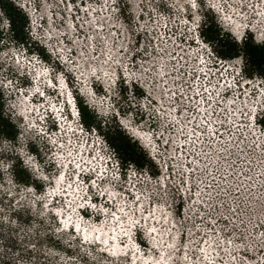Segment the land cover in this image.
<instances>
[{"label": "rangeland", "instance_id": "rangeland-1", "mask_svg": "<svg viewBox=\"0 0 264 264\" xmlns=\"http://www.w3.org/2000/svg\"><path fill=\"white\" fill-rule=\"evenodd\" d=\"M97 1L100 4L93 15L89 14V17L86 12L80 14L82 17L80 24L84 25L81 31L85 34L82 37H91V39L85 40L81 37L75 42V50L77 53L81 52L82 54L79 56L77 71L76 69L75 71L78 73L79 70L92 74L97 72L98 74V71L101 70L100 74L105 75V78L100 74L94 75L97 78L93 83L95 91L106 89L107 92L111 93L112 97H117L120 81H117L111 88L109 87V82L117 76V72L120 74V67L123 68L127 64L130 54L133 52L132 49L135 47L136 36L130 35V31H136L134 23L138 18L137 12L140 11L139 0H126L123 5V7H127L128 4L132 5L128 12L129 17H134L131 25H129L128 19L122 14L123 7L120 11L113 12L106 7L105 0ZM162 1L165 3V0ZM236 1L234 0V3ZM18 2V0H0V17L3 18V25L0 26L3 42L0 43V48L4 49V52L0 54V60L7 63L8 70L12 72V75L17 74L20 66H18L19 63H15L14 52L17 49H22V52L25 51V46L30 51L37 48L46 49L43 45L37 43L38 41H34V37L38 36L33 33V16L28 14L29 8H22ZM33 2L37 3L38 14L45 18L43 20L44 26H48L47 30H49V33H46L47 30L42 29V33L45 36L52 37L51 40L54 41L59 39L61 34L66 33L67 39H71L68 18L60 15V12L66 14L68 8L62 0H33ZM166 2L169 10L172 11L170 17L171 25H176L182 17L183 7L187 8V4L184 0H179L178 3L177 0H166ZM241 2L244 5L245 20L256 25L258 27L257 31L261 32L259 36L255 34L256 42L264 43V40H262V36L264 37L263 31L259 30L264 27V23H262L264 16H258V13H264V4H256L259 7L254 12L253 7L250 5V0H241ZM156 3L158 4L159 1L156 0ZM151 5L156 6L150 0L147 7H151ZM9 10L19 18L18 25L22 29L18 35L14 34L15 31L11 26ZM230 10L235 11L227 8L226 13H230ZM200 13L206 19L205 10L202 11L201 9ZM213 14L217 17L214 12ZM52 16H57L60 20L53 21ZM142 16L145 17V20L148 19L146 15ZM220 22L217 17L218 26L224 32L228 31L222 26L223 23ZM152 25L153 27L155 25L158 26L154 20H151L147 26L151 27ZM225 25L227 26L228 24L226 23ZM179 30L182 31L183 28L181 27L180 29L179 26ZM121 33H123V36H121ZM43 34L40 36H43ZM150 35L152 36V34ZM156 36L154 35L155 43L161 47H159L157 53L147 57L145 68L148 71L140 67V72L146 76V82L149 81L151 85L148 89L150 94L147 93L159 100V103L155 101V104L161 108L162 111L160 113H163V115L161 117L157 115L156 118L149 115L147 120L139 124V126L142 130L143 128H152L155 125L158 130L160 124L171 119L168 123H170L172 134L166 132L161 136V141L166 143L164 148L165 156L171 164L170 178L166 183L168 188L164 192L160 191L162 166L152 158L148 148L142 146L127 131L126 135L138 145L140 155L143 154L144 159L151 161L143 169L136 164L139 171L143 173L142 179L137 181V187L143 193L151 194L153 197L152 202L157 204L156 207L167 211V214L171 217V222L173 221L169 227L168 234L172 233L170 234L171 239L173 241L175 239L177 243L174 245L175 249L171 255V261L173 264H264V255H262L264 253V185L258 190L251 187L252 185L250 184L252 182L244 183L240 181L241 174L238 173L235 166H230L231 158L243 153V150L239 151L240 147H233L234 149L230 147L231 153L229 151L220 152L212 145L210 146L208 143L209 139L206 136L203 139L202 137H192V143H186L180 147L181 124L178 122L179 120L175 119L173 114V103L175 101L170 97L173 87L187 82L186 61L188 62L190 59L188 56H184L187 50L181 51L182 46H178L175 38L165 41L164 38L157 39ZM72 38H74V35ZM21 39L27 41V43H20ZM5 46L7 47L5 48ZM86 47L87 50L85 51ZM47 54L49 59L46 60L52 62V55L48 51ZM172 55H175V60L172 59ZM253 68V78L262 77L264 80V76L260 75V70H264V67L258 68L253 65ZM244 74L247 75L245 72ZM66 76L68 80H71L75 92L77 89L82 91V82L80 84L76 83V76L71 75L69 77L67 73ZM89 85L85 84L86 89H91V87H88ZM169 88L171 90L165 91ZM143 90L146 92L145 89ZM7 93L8 91L5 89V116H11L16 139L4 140L3 145L0 146V224L3 225L2 229H0L2 231V235H0V264H145L142 261L138 262V260L133 263L129 259L130 255H125L123 252L113 255L109 251L111 250L110 248L109 250L106 249L107 245H101L102 243H98L95 240L85 241L83 236L76 239L74 237L76 232L74 231L70 233L61 231L63 225L58 224L57 217L46 206L47 194H49L47 191L49 188H53L51 180L58 174L59 169L51 163V171L46 166L45 168L48 171L39 169L38 173H36L32 165L24 163L22 148L26 151L28 148L30 153L26 152V154L29 156V154L34 153L38 161L52 162L50 158L48 159L50 147L46 143L45 145L43 144L42 138L29 141L26 144V138L27 136L29 137V133L22 124L23 119L20 117L19 109H14L11 105L15 103L16 98L19 96H14L15 99H12L13 96ZM176 99L178 100L176 103L184 108L183 99L179 97ZM141 101H145L148 104L147 100L137 97L133 101L132 107L136 111L148 114V108H141V105H143ZM105 104L111 106L113 99L106 100ZM127 107L128 105L121 103L117 111ZM149 112L155 114L156 110H150ZM149 118L155 120H149ZM130 119L133 124H137L135 111ZM125 123L131 127L129 121ZM136 130L141 134H145L137 128ZM136 134L138 135V133ZM194 134L197 135L196 132ZM182 142L184 141L182 140ZM25 144L27 147H25ZM103 145L106 154L116 157L115 160H120L123 165L125 164L124 159H121V152L118 153L110 142L105 141ZM34 148L36 151L33 150ZM34 156H32L33 159L37 160ZM130 164L128 162V168L131 166ZM124 170L123 172L126 173V170ZM148 172L154 173L155 178L150 179ZM42 174L43 176H48V179L42 178ZM123 177L125 179L119 178L117 181L112 180V178L107 179L105 181L106 187L103 191L107 198L112 199L114 196L117 199V203H120L119 208H117V203L114 200L108 202L105 197L102 199L97 198V202L100 200L107 202L108 210L123 208L128 211V205H131V198L127 199L121 193V188L125 186L128 180L124 174ZM191 183L197 187L196 191L192 190L182 194L181 189H183L185 184L189 185ZM70 184L73 187L77 186V183L72 181ZM237 186H239V193L235 191ZM121 196H123V199H121ZM64 197L71 205L73 204L70 196L65 195ZM77 197L80 203H83L86 207L87 204L83 201L81 195H77ZM62 203V200L54 202L50 205V208H54L55 205L61 206ZM149 204L150 201H144L145 208ZM131 206L135 207V205ZM88 212V214L92 213L90 210ZM118 212L117 214L123 220L122 213ZM108 213L111 212L109 211ZM96 214L98 215L99 213ZM105 219H108V217L106 216ZM83 221L94 227L99 226V223L111 225L106 220L94 223H90L85 219ZM145 225L148 228L147 223ZM185 233L188 235L186 241L184 240ZM147 240L143 234V238L140 241L147 248L145 253L148 256L158 254L156 250L153 253V250L150 251ZM182 243L183 247L180 248ZM124 244L123 246H125ZM21 256H23V259H20ZM252 257H255V259H252Z\"/></svg>", "mask_w": 264, "mask_h": 264}, {"label": "built area", "instance_id": "built-area-1", "mask_svg": "<svg viewBox=\"0 0 264 264\" xmlns=\"http://www.w3.org/2000/svg\"><path fill=\"white\" fill-rule=\"evenodd\" d=\"M62 1L68 8L66 14L60 12V15L68 18L71 39H66V33H63L59 39L55 40V43L58 44L57 49L67 53L70 62H72L75 68H77V61L82 54L81 52L77 53L74 47L75 43H70V41L76 42L85 35L81 31L84 25L80 24L82 18L80 14L86 12L88 15H93L100 3L97 0H76L75 2H73V0ZM158 1V4H164L162 0ZM225 1L226 5L233 7L235 3H239L238 6L241 7V0H237L235 3L234 0ZM197 2H199V0H197ZM250 2V5L253 7L254 4H260L261 0H250ZM213 3L214 0H209V6H212ZM186 9V7H183L182 17L176 25H171L170 17L172 11H170L169 8L162 11L160 7L151 5V7L146 8V12L138 11V20L136 19L134 25L136 27V32L145 37L141 51H143L144 48H147V56L138 57L137 53L133 51L130 54L127 64L123 66V68L120 67V74L123 72V76L129 80L138 79L140 86L148 92L151 85L149 81L146 82V76L140 72V68L138 69L137 65H141L143 70L146 69L145 65H147V57L157 53L159 47H161L157 43H155V46L149 43L150 40L154 39V35H157V39L164 38L165 41L175 38V41L178 42V46H182L184 50H187V53L184 54V56H188L190 59L188 62L185 60L187 63V82L177 85V87H173V92L178 93V95L173 96L171 94L170 97L175 101V103H173V114L175 119L179 120L178 122L181 124L180 130L182 134L179 135L180 147L186 143H192V137H202L203 139L204 136L209 139L208 143L210 146L212 145L220 152L229 151V153H231L229 150L230 147L234 149L237 148V145L239 144V151L243 150V153L231 158V162H233L231 167L235 166V169L241 174L240 181H243L244 183L250 181L252 182L250 184L252 185L251 187L259 190L264 185V151L260 148L251 151V145L252 141L255 140L256 143H259L264 147V137H260V131L264 129L249 127V116L252 117L251 124L253 126L257 123L256 117L259 116L261 119H264V115H262V112H264V87L261 86L264 85V80L262 77L249 79V77L244 74L243 69L237 74L228 61H225L220 65H217L214 59L207 60V64L200 63L197 59L198 50L195 47H189L188 45L183 44L182 38L189 27V24L187 23L188 12ZM223 9L224 8L221 7L222 14L226 11ZM142 15H146L148 19L141 20ZM52 17L53 21L60 20L57 16ZM151 20H154L158 26L155 25L153 27L152 25L151 27H148L147 25ZM141 24L143 27H139ZM179 26L180 29L181 27L183 28L182 31L179 30ZM223 26L226 28V25ZM43 27L45 30L48 28V26H44V24ZM46 33H49V30H47ZM150 34H152V36ZM73 35L74 38H72ZM43 36L45 35L43 34ZM188 39L189 41L191 40V34H188ZM49 44H51V42H49ZM51 51L56 53V50L53 48ZM15 55L16 57L19 56L17 52H15ZM134 59L136 60L135 64L133 63ZM50 67L52 66L50 65ZM241 76H243L244 79L238 85L237 82L240 81ZM189 85H191V87H189ZM205 89H207V91H205ZM168 90H171V88L167 89V91ZM148 93L150 94V92ZM198 93L199 95H197ZM180 95H183L184 97V108L176 103L178 102L176 98ZM152 98L154 102L156 101L159 103V100H157L155 96ZM141 102V104L147 105L145 101ZM198 105L200 110L197 109ZM156 107L155 114H153V112L150 113V110L148 109L147 116L150 115V117L156 118L158 115L157 113L162 111L157 105ZM182 108L184 109V116L180 114ZM256 111H258V115L255 114ZM208 113H211V116H208ZM159 117H161V115H159ZM153 118H149V120H155ZM205 119L210 121V126L204 123ZM169 120L171 119H168V121ZM189 120L191 123H188ZM168 121H164L160 124L158 130L155 125H153L152 128H143L142 130L140 127H137V129L152 138L153 143L150 144L149 152L152 158L162 166L160 183H163L164 185H166L167 180L170 178L171 164L165 156L166 152L164 148L166 143H161V136L166 132L172 134L170 123H168ZM84 131L88 132L86 127ZM195 132L197 135L194 134ZM216 132L219 134L213 135V133ZM257 137L260 138L257 139ZM181 139L184 142H182ZM104 142L103 138L97 141L99 144L97 153L100 157H105L104 160H101L103 171L109 179L112 178V180L117 181L119 178L125 179L123 177V174L125 175L123 169L126 170L128 180L126 181L124 188L127 190L124 191L122 195L127 197V199L131 198L128 195V192L142 193L137 187V181H140L143 177V173L139 171L138 166L135 163H131L129 168H125L122 161L115 160L116 157H111L110 154L108 155L105 153L103 149ZM163 173L165 174L163 175ZM148 177L153 179L155 178V174L148 172ZM196 188L197 187L192 185V183L189 185L187 184L181 189L182 194L192 190L196 191ZM50 191L51 189L49 188L47 192L50 193ZM89 197L90 198L84 199L86 204L95 205L92 195ZM91 215L93 216L91 217ZM94 216L95 213L93 211L91 214H88V217L92 219Z\"/></svg>", "mask_w": 264, "mask_h": 264}, {"label": "snow or ice", "instance_id": "snow-or-ice-1", "mask_svg": "<svg viewBox=\"0 0 264 264\" xmlns=\"http://www.w3.org/2000/svg\"><path fill=\"white\" fill-rule=\"evenodd\" d=\"M75 2V0H73ZM150 0H139V9L141 12H145L147 5L149 4ZM179 0H177V3ZM184 2L187 4L186 11L188 12L187 17V23L189 24V27L187 28L186 33L184 34L182 40L184 45H188L189 47H195L198 50V56L197 59L200 63L207 64V60L214 59L215 63L217 65H220L224 63L225 61L230 62V66L234 69V71L239 74L240 70L243 69L245 73H247L249 79L253 78L254 68L253 65L256 63V58L259 55L260 57L264 58V43H257L255 33L251 31L249 28L248 34L243 39L240 35V29L248 27L247 25H235L233 29H230L226 32H224L217 24V17L213 14V11L216 9V5L213 4L211 10H209V0H184ZM126 3V0H105V5L108 7L111 11L116 12L120 11L123 7V5ZM151 3L155 4L157 7H160L163 10L168 9L167 2L165 0V3L160 5L156 3V0H151ZM261 3H264V0H261ZM197 7H200L202 10H205V16L206 19L201 24L197 21V17L195 14V10ZM259 7V5L253 6V11L255 12L256 8ZM132 8L131 4H128L127 7H123L122 14L128 19L129 25L132 24V21L134 17H129L128 12ZM246 10V9H245ZM243 15V13H241ZM258 16H264V13H258ZM145 17L141 16V20H143ZM155 22V21H154ZM264 23V21H262ZM3 25V18L0 17V26ZM79 27V26H77ZM139 27H143V25H139ZM223 32V35H222ZM188 34H191V40L188 39ZM130 35L136 36L135 40V47L132 49V51L137 53V56H147V48H144L143 51H141V48L143 46L144 41V35L138 34L135 30L130 31ZM121 36H123V33H121ZM85 40L91 39V37H82ZM67 39V37H66ZM3 42V35L0 33V43ZM20 43H27V41L21 39ZM37 43H40L38 41ZM70 43H75V41H70ZM149 43L153 46H155V40H150ZM7 46H5L6 48ZM19 47V45H18ZM87 50V47L85 48V51ZM183 47H181V51H183ZM36 51H39L40 55L43 56L45 59H49V56L47 54L46 49L37 48L33 49L30 54H35ZM4 52L3 48H0V54ZM203 57V58H201ZM175 55H172V59L175 60ZM183 59V57H181ZM15 62L19 63V56L15 58ZM29 63H32L30 60ZM133 63H136V60H133ZM138 69L142 67L141 65H137ZM145 71H148V69H144ZM259 70V69H255ZM55 76L54 79L59 84V78L61 74L67 73L69 77H71L72 73L61 64H57L56 68L54 69ZM12 75V72L8 70V65L5 61L0 60V146L3 145L4 140H15L16 139V133L14 130V125L11 122V116H5V88H8V91H15L20 92L21 88L17 86L16 83H14L15 77L13 79H8V76ZM18 75V73H17ZM131 75V74H130ZM260 75L264 76V70H260ZM120 84H119V91L117 93V97H112L111 93L107 92L106 89H99L95 93V95L99 96L101 92L104 93L103 99L106 101L108 99H113V104L111 106H108L107 104L104 105H97L93 106L90 101L89 97L86 96L80 89L76 90V100L78 101V111L76 112H70L69 116L72 119H76L79 117V119L76 121V129H79L80 132H83L85 130V127L87 128V131L90 135V137H95L96 139H89L87 142V147L92 148V152L88 153L91 157V159H85L86 153L81 152L80 148L84 147V145H80L79 147H76L75 150V156H73V148L66 147V145H70L71 141H65L58 143V147L61 149H64L67 153L68 157H71L72 159L69 160V163H72L76 160V157H79V161L75 162L74 167L77 169V172L75 176L73 177V183H77L76 177L80 175V173L84 172L85 169L82 167V164H87L92 170H95V165L92 164V160H97V163L99 160H104L105 157H99L97 158L95 155V147L97 145V141L103 138L106 142H111L113 144H116L117 142H121L125 144L126 146H130L131 148L135 149L138 147V145L133 144L132 140L129 136L126 135L127 127L124 123L125 120L129 121L131 123V117L133 112L135 111V115L137 117V125L144 123L147 120V114L142 111H136L133 107V101L136 100L137 97H141L144 100L148 101L147 105H141V108H148L149 110L154 111L156 109V104L153 101V98L145 92L139 83L138 79H132L129 80L128 78L123 76V72H121L120 75ZM244 77L241 76L240 81H238V85L243 81ZM195 82V81H193ZM30 83V82H29ZM69 83H71V80H69ZM113 82L110 80L109 87H112ZM264 87V85H261ZM191 87V85H189ZM38 91V90H37ZM115 91V89H114ZM167 91V90H165ZM207 91V89H205ZM173 96H177L178 93L172 92ZM39 95H43V93H39ZM71 95V93H69ZM199 95V93L197 94ZM255 95V94H254ZM180 99H183V95L179 96ZM12 99H15L13 96ZM126 104L128 105L127 108H121L119 111H117V108L120 107V104ZM68 104L71 105V100L68 101ZM211 106V105H209ZM53 107L54 106H51ZM197 109L200 110L199 105L197 106ZM54 111L58 113L60 110L58 108H55ZM158 115H163V113H157ZM180 114H184V109L180 110ZM262 115H264V112H262ZM208 116H211V113H208ZM123 117V120L121 119ZM43 119V117H41ZM67 119V117H66ZM252 117L249 116V127H256L260 129H264V119H261V117H256V125L253 126L251 124ZM188 123H191L189 120ZM204 123L206 125L210 126V121L208 119L204 120ZM54 127L57 128L58 131H60L59 124L56 123V120H53ZM76 129H73L69 127L67 131H71L73 135H77ZM66 134V132H65ZM219 134L218 132L213 133V135ZM52 133H47L48 137H51ZM260 137H264V130L260 131ZM260 137H257L259 139ZM80 137L77 135V139ZM52 143H56L55 141H51ZM161 143H164V141H161ZM239 147V144L237 145ZM260 148L262 151H264V147H262L261 144L256 143V141H252L251 145V151H255V149ZM36 151V149H33ZM110 158V157H109ZM125 164L124 167H128V157H125ZM138 166L143 169L147 164L151 163V161H148L144 159L143 154H141V157L136 160ZM230 166H231V162ZM106 173L104 171H101L99 173V176L101 178H104ZM239 175V174H237ZM125 177L127 179V173H125ZM23 178V177H21ZM63 179V176L60 177ZM226 179V177H225ZM91 183L93 187H96V181L91 180ZM159 183V181H158ZM186 186V184H185ZM71 187V185H69ZM134 187V185H133ZM168 188V185H164L163 183H160V191L164 192L165 189ZM127 189L122 187L121 193L126 191ZM179 190V189H177ZM236 193H239V186L236 188ZM110 195H112L110 193ZM128 195L131 197V205H135L133 208L131 205L128 207V211H124L123 208L117 209L120 213H122L123 220L121 219L120 215H117L116 211H113L111 213V217L118 222L117 226L120 228L122 232L127 235L128 231H131L132 229H137L139 232V238L142 240L143 238V227L145 223H148L149 217H152L153 219H156L154 209L156 208V204L154 202L150 203L147 208H145L144 201H153V197L151 194L148 193H133L128 192ZM121 199H123V196H121ZM91 207H95V205H91ZM107 211V209H105ZM181 213H182V206H181ZM143 221V223H142ZM165 222H167V217H165ZM126 224V228H125ZM65 228H68L69 225L65 222L63 225ZM3 225L0 224V229H2ZM81 229L79 226L74 227V232L78 233ZM93 231H99L94 229ZM115 231V229H113ZM150 233H157L156 227H150L149 228ZM0 235H2V231H0ZM113 240H115V236L112 237ZM188 239L187 233L184 234V240L186 241ZM85 241H88V237H84ZM94 240L99 241L100 236L96 235L94 236ZM34 247V245H33ZM183 247V243L181 244L180 248ZM179 250V249H177ZM115 255V253H113ZM125 255H127L125 253ZM264 255V253H262ZM20 259H23V256L20 257ZM252 259H255V257H252Z\"/></svg>", "mask_w": 264, "mask_h": 264}, {"label": "bare ground", "instance_id": "bare-ground-1", "mask_svg": "<svg viewBox=\"0 0 264 264\" xmlns=\"http://www.w3.org/2000/svg\"><path fill=\"white\" fill-rule=\"evenodd\" d=\"M213 4H215L216 7H219L220 9H221V7H223L225 10L227 8L235 10L234 12L230 10V13H226V11H225V13L223 12L221 19H223L225 24L226 23L228 24L227 27H230L233 29L235 27V25H245L246 24L247 21L245 20V17H244V16H246V14L243 13L244 5L242 4V2L240 3L242 5L241 7L238 6L239 3L238 4L235 3V5L233 7L230 5H226L225 0H214ZM220 13H221V10H220ZM241 13H243V15H241ZM259 30L263 31L262 34H264V27L260 28ZM242 32H243V28L240 29V35L242 34ZM21 60H23V57L20 56L19 57V65L21 64ZM65 60H67V58H65ZM67 62L70 64V66H72L73 70L76 69L75 66L72 64V62L70 63L68 60H67ZM73 63H74V61H73ZM40 71H41V69H40ZM100 71H98V74H97V72H95V74L99 75L101 73ZM95 74H92L89 72H84V71L81 72L79 70H78V73L76 72V75H78V78L80 77V83L82 82L81 87H82L83 92L86 90H87V92L92 91L91 89H86L87 87L83 84L85 82V84L89 85L90 82H88V81L90 79H92ZM101 76H104V78H105V75H101ZM63 86L64 85H62V87ZM88 87H90V86H88ZM63 89H64V87H63ZM28 99H29V97L19 96L18 98H16L15 103L14 104L12 103L11 105L14 107V109H19L20 114L21 113L27 114L30 112V111H28V108L30 106L26 102V100H28ZM75 110H76V107H75ZM135 133H138V135L142 139L146 140L147 144L150 142H151L150 144L153 143V141L150 138L146 137L147 135L139 133L136 129H135ZM149 140H151V141H149ZM63 167L61 166V168H63ZM64 174L66 175L67 173H62L60 175L57 174V175H55V179L51 180L52 185H54V186L56 185L55 196L57 195V193L62 194L65 191H68L70 193H68V194L66 193L65 195L73 197L72 201L75 204L78 200L77 195H83V194L85 195V190L76 189V191H79V193H76L75 190L72 189L73 186L71 184H70L71 187H69V184L67 183L68 182L67 177ZM61 175L63 176V179L60 178ZM80 192H81V194H80ZM113 198H114V196H113ZM67 203H68L67 204L68 208H66L65 204H62L61 206L56 205L54 207V209L50 208V205H52L53 203H50V202L46 203V206L48 207L49 211L53 209L54 212L61 217L62 222H64V223L66 222L69 225L68 228H65L63 226L61 231L66 232V233H70L73 231V226H79L81 231L76 233L75 236L73 235L76 239L83 235V237L87 236L88 239L94 240V236L99 235L100 236V240H99L100 243L109 246L111 250H109V249L108 250L110 252L115 253V254H118L119 252L126 253V254L130 255V257L133 258V260H138V262L142 261L145 264H169L168 262L172 260L171 255L173 254V251L175 249L174 245H176L177 241L175 239H174V241L171 239L170 234H172V233L168 234L169 227L172 225L173 221L171 222V217H169V215L167 214V211H164L163 209L156 207V209L154 210L156 219L149 217V221L147 223L148 228L156 227V229H157V233H155V234L151 233V235H149V236H150V239L153 243V247L158 246L161 249V254H160L161 256H159L158 254H154L155 256L153 254H152V256H148L147 253L141 252L137 246L131 247L130 244L125 245L124 244L125 242H122V239L120 237H118L119 231H121V230L117 226L118 222H116L113 218H111V220H112L111 222H108V223H111L110 226H108V224L103 225L101 223H99V226L98 225L95 227L92 225L90 226L89 223L83 221V218L80 217V213H78L77 210L70 211L71 207H73L72 206L73 204L71 205V203L69 201H67ZM156 206H157V204H156ZM128 207H129V205H128ZM116 212H117V210H116ZM55 213H53V214L55 215ZM111 213H106V216L110 215ZM165 217H167V222H165ZM142 223H143V221H142ZM159 225H161V226H159ZM165 225H167V227H165ZM126 227L127 226L125 224V228ZM94 229L99 230V231H93ZM113 229H115V231H113ZM148 232H149V229H148ZM66 233H64V234H66ZM175 234L177 235V233H175ZM113 236H115V240L112 239ZM123 244L125 246H123ZM124 251H127V252H124ZM153 252H155V249H153L152 253ZM156 252L158 253V251H156ZM168 253H171V254H168Z\"/></svg>", "mask_w": 264, "mask_h": 264}, {"label": "clouds", "instance_id": "clouds-1", "mask_svg": "<svg viewBox=\"0 0 264 264\" xmlns=\"http://www.w3.org/2000/svg\"><path fill=\"white\" fill-rule=\"evenodd\" d=\"M19 2V5L22 7V8H29L28 10L29 11H27L28 12V14H30L31 16H33V13H32V9H33V7H36L37 6V3H34L33 2V0H18ZM209 7V9H211L212 8V6H208ZM203 11V10H202ZM201 12V8L200 7H197V9L195 10V14H196V17H197V21L199 22V23H203L204 22V17H203V14L202 13H200ZM216 15H217V13H216V10H214L213 11ZM217 17H218V15H217ZM45 18L44 17H42L41 16V18H39L38 19V21H35V19L33 18L32 19V21H33V23H32V27H33V31H34V33H35V35H37L38 37H34V41H40V44L41 45H43L45 48H46V50L52 55V57H53V60H52V62L51 61H49V60H46L47 62H48V65H47V63H44L43 65L47 68V72H48V77L46 78V80L44 81V84L41 86V87H32L31 89H30V96H32L33 98H34V100H35V105H36V108H37V111H39L40 113L42 112V116H47L46 118H45V127H46V129H49V128H53L54 127V124H53V120L55 119V116L57 115V113H55L54 115L52 114L53 113V110H54V108H57L58 106H56V104L53 102V100L55 99V97H57V94H59V93H61L62 92V90L61 89H59L57 92L55 91V89H54V87L53 86H61V84H63L64 86H67V91H68V95H69V93H71V95H69V97L71 98V97H74V98H76V92H75V89H74V86L72 85V83H69V80H68V78H67V76H66V73H64V74H61V76H60V78H59V84L57 85V83H56V81H55V79H54V76H55V71H54V69L56 68V66H57V64L59 63V64H61V65H64L71 73H72V75L75 77V76H77L76 75V71L75 70H73V68L70 66V64L67 62L66 64H65V62H66V60H65V58H67V60H68V57H67V53H65V52H62L61 50L59 51L58 49H57V47H58V45L55 43V40L54 41H52L51 40V38L50 37H47V36H40L41 34H42V32H40V29H41V26H43V20H44ZM34 24V25H33ZM48 25V24H47ZM245 25H247L248 27H246V28H243V32H242V34H241V38L243 39L244 38V36L247 34V31L249 30V28L251 29V31L252 32H254L255 34H256V32L254 31V28H253V26H250V25H248V23H246ZM230 29H232V28H229V27H226V30H230ZM42 31V30H41ZM262 40H264V39H262ZM49 42H51V44H49ZM55 49L56 50V53H54V52H52L51 51V49ZM27 48H26V46L24 47V52H22V49L20 50V49H17V51H15V52H17L18 53V55L19 56H21V57H24V56H26V57H29V58H34V57H39V56H41L40 55V53L39 52H35V54L33 55V54H30L32 51H30V50H26ZM15 52H14V55H15ZM44 57L43 56H41V59H43ZM45 59V58H44ZM70 62V61H69ZM71 63V62H70ZM50 65L52 66V67H50ZM17 73H18V75L16 74V75H10V76H8V79H13V77H15V79H14V83H16L17 84V86L18 87H21L22 86V89H21V91H23L24 89H25V87L23 86L24 85V83H25V81L27 82L28 81V78H29V75L27 74V72H25L24 70H21L20 68L17 70ZM119 75H121V74H119L118 72H117V76L116 77H114L113 79H112V82H113V84L112 85H114V84H116V82L117 81H120V77H119ZM23 79H25L24 81H23ZM97 78L96 77H94V78H92V79H90V82H91V84H90V87H91V89H92V92L95 94L96 93V91H95V89H94V87H93V83H94V81L96 80ZM23 81V82H22ZM6 89V91H8V88L6 87L5 88ZM38 90V91H37ZM81 90V89H80ZM12 92H15V91H8V95L10 94V95H12ZM83 92V91H82ZM39 93H43V95L41 96V95H39ZM86 96H87V94L85 93V92H83ZM102 95H104V93H102ZM101 96V95H100ZM89 97V96H88ZM89 101H90V103L93 105V106H97V105H94L93 103H92V100H91V98L89 97ZM76 102H78V101H76ZM49 103V104H48ZM50 105L51 106H54V108L53 107H50ZM56 106V107H55ZM74 104L72 103V109L71 110H69V108L67 107V111H66V114H67V116L68 117H70L69 116V113L70 112H76V111H78V108L75 110L74 109ZM41 108H43V110L42 111H40V109ZM146 109V108H145ZM146 112H147V110H145ZM256 115H258V111H256V113H255ZM41 116V117H42ZM20 117H21V115H20ZM79 119V117H77L75 120L73 119V121H74V124L76 125V121ZM121 119L123 120V118L121 117ZM56 120V119H55ZM125 122H127V121H125ZM124 122V123H125ZM22 123H23V120H22ZM131 124H132V126L134 127V128H137V127H140L139 125H137L136 123H132L131 122ZM125 125H127L126 123H125ZM151 125V124H150ZM149 128V127H148ZM26 131L29 133V137L27 136V138H26V144H27V142H29V141H35L36 139H37V137H36V135L32 132V131H30V130H27L26 129ZM127 132L129 133V134H131V132L127 129ZM85 134H89L88 132H85ZM131 136H133L135 139H137L139 142H140V144L142 145V146H144L145 148H147L146 147V145L142 142V141H140V139L137 137V136H135V135H132L131 134ZM42 142H43V144L45 145V141L44 140H42ZM26 144H25V147H27L26 146ZM98 147H99V144H98ZM148 151H149V149H148ZM21 152H22V158H23V160H24V163L25 164H27L28 165V160L29 159H33V157L32 156H34V153H32V154H29V156L26 154V152H28V153H30V151L28 150V148H27V151L26 150H24V148H22V150H21ZM37 160H34L35 161V163L38 165L37 167H33L34 169H36L35 171H36V173H38V171H39V169H45V171H48V167L50 168V171L52 170V168L50 167V165H51V162H41V161H38V158L36 157V156H34ZM50 157H48V159H49ZM47 166V168H45ZM42 172H43V170H42ZM86 173V172H85ZM45 177H48V176H46V175H44L43 176V174H42V178H44L45 179ZM90 184V183H89ZM91 195L94 197V200H95V203H99V202H101V200L100 201H98L97 202V195H96V193L95 192H91ZM83 210H85V211H88V208L87 207H84V209ZM135 237L136 238H139V235H138V230L136 229V233H135Z\"/></svg>", "mask_w": 264, "mask_h": 264}, {"label": "trees", "instance_id": "trees-1", "mask_svg": "<svg viewBox=\"0 0 264 264\" xmlns=\"http://www.w3.org/2000/svg\"><path fill=\"white\" fill-rule=\"evenodd\" d=\"M9 15L11 16L10 17L11 26L15 31L14 34L18 35L20 30L22 29V27H19V25H18L19 18H17L16 14L15 13L13 14V12L11 10H9ZM254 65L258 68H263L264 67V58H262L258 55L256 58V63ZM132 143L135 144L134 141ZM111 144L114 146V148L117 150L118 153L121 152V154H122L121 159L128 157L127 163L129 162V163L137 164L136 160L141 157L138 147L133 149L130 146H126L125 144H123L121 142H117L116 144H113V143H111ZM124 161H125V159H124Z\"/></svg>", "mask_w": 264, "mask_h": 264}]
</instances>
